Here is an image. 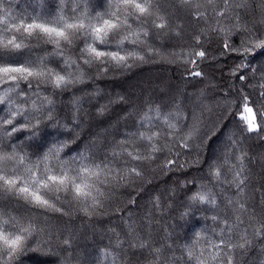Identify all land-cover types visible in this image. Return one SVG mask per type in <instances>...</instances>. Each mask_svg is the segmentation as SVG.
Returning a JSON list of instances; mask_svg holds the SVG:
<instances>
[{"label": "snow or ice", "instance_id": "6c2138e0", "mask_svg": "<svg viewBox=\"0 0 264 264\" xmlns=\"http://www.w3.org/2000/svg\"><path fill=\"white\" fill-rule=\"evenodd\" d=\"M168 33L194 47H155L152 41L160 43ZM209 34L216 39L209 42ZM152 57L191 66L182 80L207 81L198 89L201 103L185 109L175 94L159 103L144 100L123 113V127L118 124L110 138L75 150L68 147L73 141L50 138L47 129L60 123L55 96L73 95L78 109L84 99L69 90L86 87L90 71H129ZM197 61L218 65L221 75L206 76ZM217 79L223 82L220 112L210 131L222 138L213 146L202 99ZM0 86V264H21L49 229L52 214H105L122 188L128 206L139 207L137 198L156 173H174L181 155L193 152L179 167L198 165L200 175L176 182L185 193L178 207L171 203L174 195L161 194L140 215L125 209L123 235L110 230L115 240L108 248L78 255L80 264H243L253 240L264 253V172L257 181L245 147L251 137L264 144V0H171L164 7L160 0H47L39 6L0 0ZM117 102L127 104L117 94L96 113ZM79 119L72 112L62 127L78 128ZM254 183L260 185L252 188L260 192L259 205L249 194ZM173 213L176 236L165 228V236L154 239L155 216ZM177 239L183 243L169 242ZM63 243L71 247L69 240Z\"/></svg>", "mask_w": 264, "mask_h": 264}, {"label": "trees", "instance_id": "16d2710c", "mask_svg": "<svg viewBox=\"0 0 264 264\" xmlns=\"http://www.w3.org/2000/svg\"><path fill=\"white\" fill-rule=\"evenodd\" d=\"M32 3L39 6L40 3H47V0H32ZM161 6L164 7L171 3V0H160ZM204 27V25H200ZM183 39L188 40L185 35ZM215 37L209 34V42H212ZM160 43L155 40L152 43L155 47L161 48L162 51L168 52L174 49L178 50L181 46L194 47V45H183L176 43L175 38L171 33L167 36L160 37ZM238 42V41H237ZM33 43H36L33 41ZM51 51L50 47L44 49ZM43 52H37L36 55H42ZM73 54L74 53H69ZM222 63H224L222 61ZM199 68L208 77L220 76L221 73L215 71L218 65H213L209 61L200 63L197 61ZM191 66L185 64H171L166 61L152 57L149 63L139 64L129 71L120 72L119 70L110 71L107 75H95V70L89 72L93 76L92 81H85L86 87L79 91L69 90L74 92L75 96H81L84 102L79 105V108L72 107L73 95L61 93L54 97L56 100V111L59 113V125L49 126L47 129L51 137H59L73 141L68 147L75 150L77 147H84L90 142L96 141L102 143L106 138H110L119 124L124 125V120L121 119L123 113L128 110L131 105L140 104L144 100L160 102L161 99L169 100L175 94L176 102L181 103L185 109L192 107L195 104L201 103L198 99V89L203 88L207 81H202L197 77L192 79H181L183 72ZM194 70V69H191ZM227 69H225V72ZM217 87L208 88L205 90L202 103L206 105L204 111V128L210 139L207 143L215 146L222 138L217 132L215 135L210 131L212 125L219 116L220 109L217 107V101L220 99L218 93L222 90V80H215ZM2 87V86H0ZM23 87V85L21 86ZM179 88V93L176 89ZM96 89L100 91L96 93ZM86 93H96L91 98L87 97ZM117 94L125 97L127 104L114 103L110 105L103 115L96 113V107L99 104H104L109 98L116 99ZM99 101V103H97ZM77 112L80 127H71V130L65 129L62 125L66 122L68 114ZM71 131V134H69ZM61 133L64 135L61 136ZM245 147L248 151L251 161L248 167L252 169L256 180L262 172H264V144H261L256 137H251L245 141ZM67 151V149H66ZM196 155L193 153H183L180 160L177 161L175 172H157L152 179L151 186H145L142 195L137 198L139 207L132 209L128 206V191L120 189L115 194L112 207H109L107 212L102 215L84 216L82 213L76 212L71 217H60L58 214H52L48 217L50 221L49 229L37 237L36 246L33 250L27 252L21 257V264H60L61 259L71 255L69 264H80L77 259L78 255L95 256L100 249L108 248L110 241H114L111 231L115 229L117 232H122L121 214L128 211L136 212L138 215L150 207L152 196L164 194L165 196H175L171 203L179 206V202L185 196L183 189L177 186V181H183L186 178L191 180L198 177L200 173L197 171L198 165L189 164L185 168L179 167L180 161L184 159L191 160ZM252 188L259 189V183H254L249 194L254 198L255 204L259 205L261 200L260 192L252 191ZM175 189L174 192L171 190ZM167 190V191H166ZM249 207L253 204L249 201ZM119 208L120 212L115 209ZM259 212V208H256ZM176 214L166 216H155V220L159 222V226L153 225L152 231L154 239L160 240L165 236L164 229L167 228L169 233H176L170 225L174 222L173 217ZM207 215V214H206ZM195 219H200L198 215ZM210 223V221H209ZM179 235H183V230L178 229ZM69 240L71 247L64 245V240ZM176 244L183 243L182 240L169 241ZM159 246V245H157ZM171 255V253H168ZM177 257L181 255L178 249L175 250ZM264 262V253L260 251V242L253 240L252 246L243 254V264H262Z\"/></svg>", "mask_w": 264, "mask_h": 264}]
</instances>
